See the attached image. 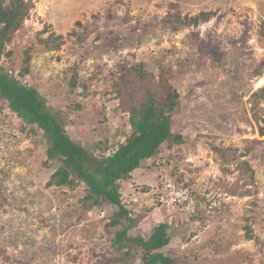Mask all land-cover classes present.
I'll list each match as a JSON object with an SVG mask.
<instances>
[{
    "label": "rangeland",
    "instance_id": "rangeland-1",
    "mask_svg": "<svg viewBox=\"0 0 264 264\" xmlns=\"http://www.w3.org/2000/svg\"><path fill=\"white\" fill-rule=\"evenodd\" d=\"M24 1L32 8L0 52V69L17 77L28 67L18 80L66 114L70 138L96 159L131 132L119 110L127 94L119 99L114 88L121 67L178 93L170 130L181 142L161 145L120 184L140 220L129 234L147 238L166 223L163 252L176 264H264V100L251 96L264 87V0ZM50 34L60 50L39 43ZM58 165L0 98V264H140L139 252L111 247L116 209L84 212L82 183L46 186ZM162 179L192 189L194 212L159 203Z\"/></svg>",
    "mask_w": 264,
    "mask_h": 264
},
{
    "label": "trees",
    "instance_id": "trees-1",
    "mask_svg": "<svg viewBox=\"0 0 264 264\" xmlns=\"http://www.w3.org/2000/svg\"><path fill=\"white\" fill-rule=\"evenodd\" d=\"M5 1L0 0V52L11 43L14 33L32 8L31 3L24 0ZM191 20L195 26L199 19L194 17ZM39 43L49 52L58 51L63 46L61 37L53 34L39 39ZM28 60L29 57H25L24 61ZM28 69L26 67L16 73L17 77H11L7 71L0 69V98L7 102L9 110L21 120L24 130L33 136L41 135L45 138L47 160L59 164L46 186L84 184L85 195L81 199L84 212L105 206L116 209L107 225L117 229L110 241L114 250L126 257L131 252H139L140 264H176L175 259L163 252L172 239L166 223L154 226L147 238L129 234L140 220L125 206L119 190L121 182L130 179L132 173L140 168L141 162L154 157L161 145L167 143L171 146L181 142V137L173 135L170 130L171 114L179 106L178 93L168 81H155L154 76L143 73L134 65L121 67L114 88L118 98L127 94L123 102L119 101V110L128 114L131 132L114 152L98 160L70 138L66 114L61 110L48 109L35 88L18 80V77L25 80ZM251 96L253 102L259 104L264 100V87ZM102 147L100 145L99 149ZM190 195V212H194L193 203L197 199L192 189ZM200 200L209 206L206 199ZM244 232L247 241L254 239L250 225L244 226Z\"/></svg>",
    "mask_w": 264,
    "mask_h": 264
},
{
    "label": "built area",
    "instance_id": "built-area-1",
    "mask_svg": "<svg viewBox=\"0 0 264 264\" xmlns=\"http://www.w3.org/2000/svg\"><path fill=\"white\" fill-rule=\"evenodd\" d=\"M162 193L165 197H158L160 204L177 207L180 211L187 212L191 203V189L180 185L175 180L162 179L161 181ZM161 196V195H160Z\"/></svg>",
    "mask_w": 264,
    "mask_h": 264
},
{
    "label": "crops",
    "instance_id": "crops-1",
    "mask_svg": "<svg viewBox=\"0 0 264 264\" xmlns=\"http://www.w3.org/2000/svg\"><path fill=\"white\" fill-rule=\"evenodd\" d=\"M138 170H139V168H138V169H136V170L133 172V174H134V173H136V174H137V171H138ZM133 174H132V176H133Z\"/></svg>",
    "mask_w": 264,
    "mask_h": 264
},
{
    "label": "bare ground",
    "instance_id": "bare-ground-1",
    "mask_svg": "<svg viewBox=\"0 0 264 264\" xmlns=\"http://www.w3.org/2000/svg\"><path fill=\"white\" fill-rule=\"evenodd\" d=\"M259 80H260V79H259ZM262 82H263V80H262ZM262 82H261V83H262Z\"/></svg>",
    "mask_w": 264,
    "mask_h": 264
}]
</instances>
